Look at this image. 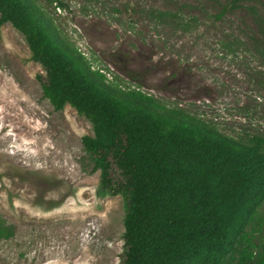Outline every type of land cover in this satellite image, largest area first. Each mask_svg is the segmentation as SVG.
I'll return each instance as SVG.
<instances>
[{"label": "rangeland", "instance_id": "1", "mask_svg": "<svg viewBox=\"0 0 264 264\" xmlns=\"http://www.w3.org/2000/svg\"><path fill=\"white\" fill-rule=\"evenodd\" d=\"M70 42L123 86L177 106L234 137L264 135V0H35ZM179 11L182 30L151 9ZM231 41L235 52L223 49ZM45 72L24 36L0 26V264H119L125 199L99 191L84 157L92 124L43 95ZM41 77V79L39 78ZM264 233V232H263Z\"/></svg>", "mask_w": 264, "mask_h": 264}, {"label": "trees", "instance_id": "2", "mask_svg": "<svg viewBox=\"0 0 264 264\" xmlns=\"http://www.w3.org/2000/svg\"><path fill=\"white\" fill-rule=\"evenodd\" d=\"M243 1L253 0H229L215 17ZM147 14L182 30L191 25L179 11ZM6 23L42 66L43 95L54 109L68 104L92 124L84 157L99 171V191L125 199L119 264H264V135H225L140 89L106 81L35 0H0V26ZM222 46L235 52L231 41ZM12 234L0 217V240Z\"/></svg>", "mask_w": 264, "mask_h": 264}, {"label": "built area", "instance_id": "3", "mask_svg": "<svg viewBox=\"0 0 264 264\" xmlns=\"http://www.w3.org/2000/svg\"><path fill=\"white\" fill-rule=\"evenodd\" d=\"M78 51L89 61L90 66L93 70L99 71L101 74L105 76L106 81L109 82H116L119 83L120 86L124 87L121 83V81H118L117 75L110 69L107 65L102 63L100 60L95 59L92 54L85 48H80L76 46ZM130 87V86H129ZM130 88H136V87H130ZM138 89V88H137Z\"/></svg>", "mask_w": 264, "mask_h": 264}]
</instances>
